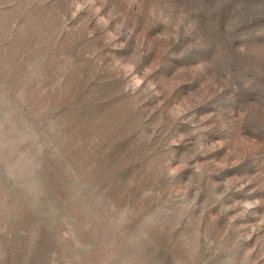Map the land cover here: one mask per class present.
Returning a JSON list of instances; mask_svg holds the SVG:
<instances>
[{"label":"rangeland","instance_id":"obj_1","mask_svg":"<svg viewBox=\"0 0 264 264\" xmlns=\"http://www.w3.org/2000/svg\"><path fill=\"white\" fill-rule=\"evenodd\" d=\"M0 264H264V0H0Z\"/></svg>","mask_w":264,"mask_h":264}]
</instances>
